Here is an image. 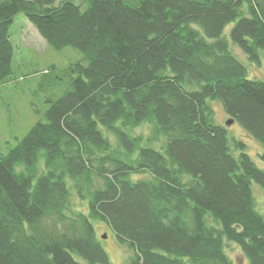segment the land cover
<instances>
[{
	"label": "trees",
	"instance_id": "obj_1",
	"mask_svg": "<svg viewBox=\"0 0 264 264\" xmlns=\"http://www.w3.org/2000/svg\"><path fill=\"white\" fill-rule=\"evenodd\" d=\"M20 14L86 63L0 152V264H112L98 221L126 264H232L227 243L264 264L253 190L264 171L210 107L264 148V81L248 78L222 34L236 22L231 42L260 65L264 0H0V85L14 79ZM142 125L148 135H135Z\"/></svg>",
	"mask_w": 264,
	"mask_h": 264
},
{
	"label": "rangeland",
	"instance_id": "obj_2",
	"mask_svg": "<svg viewBox=\"0 0 264 264\" xmlns=\"http://www.w3.org/2000/svg\"><path fill=\"white\" fill-rule=\"evenodd\" d=\"M13 21L9 32L14 53L11 63L14 79L0 85V152L4 154L9 146H13L16 140L23 137L31 126L42 118V113L49 107L47 100H56L63 95L70 84L67 74L70 73V66L80 61L86 63L82 60V53L70 47L56 51L47 46L26 16L17 15ZM235 23L230 22L222 33L230 44V51L246 66L249 79L264 81V50L259 51L260 65L250 63L247 55L231 42L229 32ZM210 107L216 123L223 125L228 130L229 136L245 143L251 159L264 171L263 146L241 129L237 122L226 126V121L229 119L219 102L210 101ZM148 128V125H142L132 132L135 135L146 136ZM110 140L113 143L111 138ZM152 147L159 151L161 144L157 142ZM144 177L139 175L132 178L135 181ZM253 190L257 211L264 215V189L253 184ZM81 209L86 211L84 207ZM93 228L108 255L109 263L126 264L127 251L119 244L110 227L98 221L93 222ZM103 235H106V239H102ZM226 251L232 264H245L244 257L234 244L227 243ZM77 264L84 263L78 259Z\"/></svg>",
	"mask_w": 264,
	"mask_h": 264
},
{
	"label": "water",
	"instance_id": "obj_3",
	"mask_svg": "<svg viewBox=\"0 0 264 264\" xmlns=\"http://www.w3.org/2000/svg\"><path fill=\"white\" fill-rule=\"evenodd\" d=\"M233 122H234L233 119H232V120L229 119L228 121H226V124H225V125H226V126H230V125H232ZM102 239H106V235H103V236H102Z\"/></svg>",
	"mask_w": 264,
	"mask_h": 264
}]
</instances>
